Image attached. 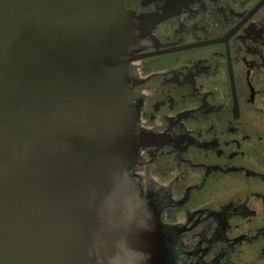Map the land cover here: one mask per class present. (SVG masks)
Segmentation results:
<instances>
[{
    "label": "water",
    "instance_id": "1",
    "mask_svg": "<svg viewBox=\"0 0 264 264\" xmlns=\"http://www.w3.org/2000/svg\"><path fill=\"white\" fill-rule=\"evenodd\" d=\"M123 0H0V264H171L129 170Z\"/></svg>",
    "mask_w": 264,
    "mask_h": 264
},
{
    "label": "flooded vegetation",
    "instance_id": "2",
    "mask_svg": "<svg viewBox=\"0 0 264 264\" xmlns=\"http://www.w3.org/2000/svg\"><path fill=\"white\" fill-rule=\"evenodd\" d=\"M129 170L171 264H264V0H123Z\"/></svg>",
    "mask_w": 264,
    "mask_h": 264
}]
</instances>
